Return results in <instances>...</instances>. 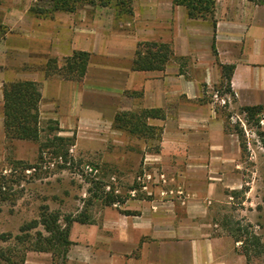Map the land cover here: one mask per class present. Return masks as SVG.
<instances>
[{
	"label": "crops",
	"instance_id": "1",
	"mask_svg": "<svg viewBox=\"0 0 264 264\" xmlns=\"http://www.w3.org/2000/svg\"><path fill=\"white\" fill-rule=\"evenodd\" d=\"M49 8V0H0V142L2 84L32 80L41 95L39 123L53 122L77 150L143 154L144 165L163 176L146 183L152 195L128 196L93 208L86 222L72 221L67 262L246 264L232 235L211 222L215 202L231 198L242 177L240 143L209 92L221 65L230 64V106L264 108V0H215L212 18H190L172 0H131V13L118 17L111 4L44 15ZM141 41L170 46L162 69H132ZM77 50L88 53L81 77L45 75L48 58L59 67ZM149 108L163 110L146 120L154 133L131 137L113 126L117 112Z\"/></svg>",
	"mask_w": 264,
	"mask_h": 264
},
{
	"label": "rangeland",
	"instance_id": "2",
	"mask_svg": "<svg viewBox=\"0 0 264 264\" xmlns=\"http://www.w3.org/2000/svg\"><path fill=\"white\" fill-rule=\"evenodd\" d=\"M224 88L221 77L210 89L211 100L214 91L228 96V92L221 93ZM230 100L225 104L213 102L224 129L235 133L242 143V185L230 192L231 198L215 202L211 222L216 230L231 234L240 251L246 249L249 264H264V123L259 121L264 108L257 119H248L239 107L230 106ZM40 128L38 141L0 142V264H60L50 251L33 249L35 231L42 226L31 227V223L39 220L43 210L58 213L61 224L65 216L89 220L93 208L118 205L128 196L152 195L151 189L138 188L137 176H143L146 183L161 180L157 172L144 165L143 154L118 156L120 151L114 150V155L108 156L100 146L81 151L71 136L62 147V142L53 139L61 136L53 122L42 120ZM128 144L138 147L132 140ZM147 174L149 178L144 177ZM132 189L134 195L130 194ZM65 264H69L67 259Z\"/></svg>",
	"mask_w": 264,
	"mask_h": 264
},
{
	"label": "trees",
	"instance_id": "3",
	"mask_svg": "<svg viewBox=\"0 0 264 264\" xmlns=\"http://www.w3.org/2000/svg\"><path fill=\"white\" fill-rule=\"evenodd\" d=\"M50 8L44 9V15H51L56 10L73 11L84 3L109 5L114 7V15H127L131 13V0H49ZM261 1V0H253ZM174 4L185 7L190 18H212L215 0H172ZM214 25V20H212ZM171 55V48L167 43L141 41L137 43L135 56L132 60V69L160 70ZM88 59L85 51H74L67 57L61 66H57L56 58H48L45 66V75L58 73L65 78H79L83 75ZM232 69L230 64L221 65V77L225 81V88L221 93L229 91L228 79ZM39 85L37 82L25 79H16L2 84V127L5 140L23 139L38 141L40 137V123L38 104L40 100ZM242 112L248 119H257V114L263 109L261 105L241 106ZM163 110L160 108L141 109L129 112H117L113 119V126L132 134L142 135L154 133L156 126L147 124L148 118H160ZM56 129V128H55ZM63 142L70 141L67 137L53 136ZM242 143H240L241 145ZM44 145V144H43ZM41 144L38 150L41 151ZM63 224L60 223L59 214L54 211L43 210L38 221H33L29 228L41 224L42 230L35 231V245L33 249L50 251L60 259V264L66 262V252L70 245L68 239L69 227L72 221L86 222L88 218L65 216ZM31 226V227H30ZM27 228V227H26ZM24 230V229H23ZM46 233V235L43 234ZM246 264L250 263V255L243 249Z\"/></svg>",
	"mask_w": 264,
	"mask_h": 264
},
{
	"label": "built area",
	"instance_id": "4",
	"mask_svg": "<svg viewBox=\"0 0 264 264\" xmlns=\"http://www.w3.org/2000/svg\"><path fill=\"white\" fill-rule=\"evenodd\" d=\"M212 98H213V101L216 102V103L225 104L226 102L229 101V98H231V97H230V95H228L226 97L225 96H221V95L218 94L217 91H214L213 94H212ZM259 121H260V123H264V110L260 114V120ZM144 177L149 178L150 175L147 174ZM162 177L163 176L160 175V178H162ZM137 181L142 183V185H141L142 189H146V181L143 179V176H137ZM134 192H135V189H132L130 191V194L134 195Z\"/></svg>",
	"mask_w": 264,
	"mask_h": 264
}]
</instances>
